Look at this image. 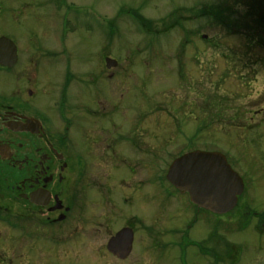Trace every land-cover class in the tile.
Instances as JSON below:
<instances>
[{"label":"rangeland","instance_id":"374dc122","mask_svg":"<svg viewBox=\"0 0 264 264\" xmlns=\"http://www.w3.org/2000/svg\"><path fill=\"white\" fill-rule=\"evenodd\" d=\"M205 10L225 12L230 25L234 23L244 31L231 34L229 29L213 25L214 20L199 16ZM194 12L197 18H193ZM261 15L264 18V3L259 5L254 0H0V30L9 34L28 32L36 45L38 62L43 61V51L51 52L49 62L45 63L50 73L41 87L51 94L55 113L63 98L67 116L76 121L80 113L77 108L81 85L78 78H85L90 72L99 77L100 87L108 94V100H101L116 105L114 114L120 121L114 123L126 124L120 115L121 110L128 107L131 118L128 125L140 124L148 128L141 134L142 140L146 141L143 153L134 155L145 157L147 169L142 172H147L146 183L143 182L147 187L146 195L143 199L139 197L138 202H130L129 207L131 220L136 224L140 251L151 258L145 264H155L158 258H161L160 264H173L175 215L178 211L183 217L184 227L191 210L188 198L177 203V198L167 193L162 195L161 188L153 186L154 167L160 165L165 176L173 159L190 150L189 145L192 147L193 143L197 148L211 147L222 152L225 147H231L234 138L242 142L256 140L250 133L242 134L245 135L242 139L230 134L234 138L229 139L225 138L228 134L211 133L204 127L210 123L225 124V119L234 121L232 124H251L259 118L255 112L264 111V47L256 42L250 44L246 36V33L257 34ZM177 18L182 21L181 27L173 23ZM142 20L151 25L144 26ZM2 23L6 26L2 27ZM218 30L226 36L240 37L242 46L223 47L213 39V32ZM202 34L208 38L203 39ZM107 56L120 63L116 78L109 81H105L108 73L104 58ZM69 76L70 80L67 79ZM85 95L83 100L88 97L91 103L94 94ZM75 126L74 123L72 131ZM260 132L262 137L257 140L261 142L264 133ZM248 156L258 159L256 167L260 178L256 180V187L261 190L254 196L255 203L262 205V142L259 148L250 149ZM101 165L99 172L107 173L108 166ZM140 178V173L131 176V188ZM117 181L113 179L111 184L116 185ZM90 189L93 196L89 197L84 211L83 244L68 243L63 247L61 260L54 259L52 264L138 263L136 258L126 263H112L106 257L109 232L103 215L109 211L101 203L105 194L96 187ZM204 233L206 230L198 225L190 236L199 237ZM244 237L249 238V234ZM186 256L187 260L192 259L189 249L183 254L184 258ZM194 260L203 264L202 260Z\"/></svg>","mask_w":264,"mask_h":264},{"label":"flooded vegetation","instance_id":"af4514ba","mask_svg":"<svg viewBox=\"0 0 264 264\" xmlns=\"http://www.w3.org/2000/svg\"><path fill=\"white\" fill-rule=\"evenodd\" d=\"M254 1L264 3V0ZM191 10L193 12L194 9ZM249 12L244 14L245 18ZM197 16L194 12L193 18ZM199 16L214 20L213 25L226 29L230 27L231 34L244 31L234 23L230 25L225 12L205 10ZM174 23L177 27L183 25L180 18ZM5 26L2 23V27ZM18 32L9 34L1 31L0 34V38H9L16 47L15 61L0 63V264H52L54 259L61 260L63 247L68 243L83 244L84 211L89 197L93 196L90 191L92 186L105 194L101 203L109 211L103 215L109 232L106 257L112 263H126L136 258L139 261L136 264H145L151 258L140 251L136 224L131 220L129 207L133 201L138 202L139 197L143 199L146 195L144 180L147 172H142L147 169L145 157L134 155L143 153L146 141L142 140L141 134L146 133L148 128L140 124L128 125L131 120L128 107L122 109L120 115L126 124L114 123L120 121L114 114L116 105L101 100H108V94L100 87L99 77L90 72L85 78H78L81 83L77 107L80 113L76 121L67 116L63 98L55 113L51 106V94L41 87L50 73L45 63L49 62L51 52L43 51V61H36L37 49L33 38L24 30L20 34ZM201 37L207 39L208 35L202 34ZM104 64L108 73L105 81L114 80L119 61L113 68H107L106 60ZM66 72L68 74V67ZM89 92L94 94L91 103L88 97L83 100ZM255 114L259 118L251 124H232L234 121L227 122L225 119V124L210 123L204 129L228 134L225 138L229 139L234 138L230 134L242 139L245 136L242 134L250 133L256 140L242 142L234 138L230 148L235 150L224 146L226 150L222 152L211 147L197 148L193 143L194 146L189 145L190 150L173 159L193 151L223 155L244 184L237 203L231 209L220 210L225 192L218 194L220 198L216 199L221 204L217 209L220 211L196 204L188 191L173 185L165 174L162 175L160 165L156 164V169L154 167L151 174L154 177L153 186L161 188L162 195L167 193L177 198V203L188 198L191 204L186 226L183 227V217L178 211L175 215L173 264H198L194 258L202 260L203 264H249L257 253L264 252V202L256 204L254 196L261 190L256 187V180L260 178L256 167L258 159L248 156L249 150L259 148L261 142L262 149L264 146L263 139L261 142L257 140L262 137L260 131L264 133V111L258 110ZM74 123L76 126L72 131ZM101 164L108 166L106 170L109 169V173L99 172ZM260 171L264 172L263 168ZM139 173V183L131 188V176ZM260 175L264 177V173ZM113 179L118 180L116 185L111 184ZM198 225L206 230V234L193 238L190 232ZM123 229L133 231V242L126 257L108 249L110 239ZM246 233L249 238L244 237ZM186 249L191 252L192 259L183 257ZM160 261L161 258L156 259L155 264H160Z\"/></svg>","mask_w":264,"mask_h":264},{"label":"water","instance_id":"95a60500","mask_svg":"<svg viewBox=\"0 0 264 264\" xmlns=\"http://www.w3.org/2000/svg\"><path fill=\"white\" fill-rule=\"evenodd\" d=\"M15 54L13 41L6 37L0 38V63L14 62ZM106 62L108 68L117 64V60L111 57H107ZM226 161L219 153L189 152L171 163L167 179L173 185L188 191L196 204L214 211L229 210L237 203L238 195L243 191V180ZM222 192H225L222 198L224 208L217 210L221 204L216 199L220 198ZM132 242L133 231L123 229L110 239L108 249L120 257H126L130 253Z\"/></svg>","mask_w":264,"mask_h":264},{"label":"clouds","instance_id":"9594fccd","mask_svg":"<svg viewBox=\"0 0 264 264\" xmlns=\"http://www.w3.org/2000/svg\"><path fill=\"white\" fill-rule=\"evenodd\" d=\"M213 39L220 42V44L225 48L240 47L242 46L241 38L238 36H226L221 31L213 32ZM249 264H264V252L257 253L251 260Z\"/></svg>","mask_w":264,"mask_h":264},{"label":"trees","instance_id":"16d2710c","mask_svg":"<svg viewBox=\"0 0 264 264\" xmlns=\"http://www.w3.org/2000/svg\"><path fill=\"white\" fill-rule=\"evenodd\" d=\"M260 5V4H259ZM211 12H213L212 10H211ZM136 17V16H135ZM260 17V19H259V27H258V32H257V34H253V33H249V35L246 33V36H247V39L249 40L248 42L250 43V44H254V42H256L257 43V45H259V46H262V47H264V23H263V16L261 15V16H259ZM137 18V17H136ZM138 19V18H137ZM246 19V18H245ZM142 22H143V20H142ZM144 24V26L145 25H148V26H150L151 24H149V23H147V22H143ZM173 23H174V21H173ZM234 27H236L235 25H234ZM251 27V26H250ZM250 27H248V28H250ZM227 29H229L230 31L232 30V29H230V27H228ZM251 29V28H250ZM253 30V29H252Z\"/></svg>","mask_w":264,"mask_h":264}]
</instances>
